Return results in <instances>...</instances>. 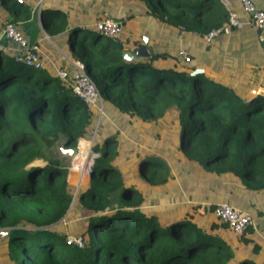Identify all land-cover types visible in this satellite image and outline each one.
<instances>
[{
	"label": "trees",
	"instance_id": "trees-1",
	"mask_svg": "<svg viewBox=\"0 0 264 264\" xmlns=\"http://www.w3.org/2000/svg\"><path fill=\"white\" fill-rule=\"evenodd\" d=\"M118 1L200 37L224 27L229 15L216 0ZM1 2L9 23L31 17L19 0ZM94 18L102 16L84 21L90 25ZM39 20L47 36L66 34L71 60L83 64L103 111L127 117L136 137L156 130L155 138L170 137L178 156L199 174L231 178L248 192L264 193V94L249 97L204 74L192 75L196 69L180 66L179 52L127 63L123 53L143 45L148 34L131 40L125 21L112 38L94 27L85 34L81 22L57 6L43 7ZM94 126L83 101L55 73L25 67L0 51V264H264V241L252 227L237 235L215 217L200 225L195 211L160 218L144 209L138 179L154 186L172 176L165 145L153 151L148 139L138 148L129 140L126 149L119 131L100 143L97 133L89 185L76 191L55 147L61 141L76 147ZM78 154L74 182L88 167L87 146ZM122 170L133 172L134 181ZM71 208L87 213V226L76 235L63 224ZM214 210L207 211L214 216ZM69 236L82 238L83 246L68 244ZM234 245L242 246L239 257Z\"/></svg>",
	"mask_w": 264,
	"mask_h": 264
},
{
	"label": "crops",
	"instance_id": "crops-1",
	"mask_svg": "<svg viewBox=\"0 0 264 264\" xmlns=\"http://www.w3.org/2000/svg\"><path fill=\"white\" fill-rule=\"evenodd\" d=\"M47 1L48 0H21V2L29 8L31 17L25 21H18L15 24V27L21 33V35L28 40L31 45L33 44L39 47L43 67H46L49 71L55 74L59 70H66L69 74L72 75L73 68L70 64V61L72 60L66 44V34L56 36L54 39L47 36L41 27L39 13L43 7L52 8L57 6L63 9L64 11L65 9H72L74 11H71L70 14L72 17H75L73 21L79 20L82 24V27L87 25L86 21H84L85 18L90 17L83 16L80 18L77 16V13L75 11L77 9L75 7L79 4H77L76 1L72 2L71 0H50V3H48ZM230 1L232 2V9L240 15V18L243 21H247V16L242 12L240 3L236 0ZM252 1L257 8L264 10V0ZM65 2H67V4L71 6L64 4ZM105 15L115 19L112 15L107 13H103L101 16L103 17ZM11 19L12 18L9 15L7 5L4 6L0 0V25L2 22H8ZM99 19L100 18H94L95 22L90 24V26L94 27V24ZM149 19L150 22H148V24L144 26V33H147L148 35H143L144 37L148 38L149 46L153 49L154 53L165 52V49H159L158 42L159 40L165 38V32H167L168 34L174 35V37L176 38V40H174V43L176 44V50L169 52V54L175 56L176 52L183 50L191 58V63L189 64H183V62L179 61L180 66L184 68L194 67L196 70H201V74H204L210 80L233 87L236 89L237 92L245 91L249 97L255 94H264V31L260 32L254 27L246 25L242 30L233 31L229 35H219L213 38L210 43H207L205 42L203 37L197 36L196 34L182 32L179 29L176 30L167 27L157 21H153L151 18ZM70 27L71 26L68 27V30L70 29ZM160 27L163 32L159 30ZM149 37L151 38V40L149 39ZM16 50L17 44L12 40L8 39L7 37H2L0 32V51H3L5 55H14L16 53ZM169 161L170 160H168V163ZM202 175L214 177L219 180H225L227 182L234 183L235 181V185L240 187L241 193H244L246 195L249 194V192L246 191L238 183L237 180L231 178H218L210 174ZM202 175L200 174V176ZM229 198L228 200L221 201V203L217 204L216 206L223 203H228L240 211L249 213L253 218V224L251 227L255 231V236H257L255 224H257L258 219L254 217L261 216L258 213H262L256 210L257 201L251 202L248 207H246V209L244 210L232 205ZM186 201V205H190L191 208L197 205L196 207L198 208L195 212L199 214L197 217V222L200 225H203L207 221L211 222L215 220V216L208 213V207L201 208L200 205L193 203L192 199ZM143 207L144 209L149 210L145 206ZM199 208L204 211H201ZM172 212L176 215H179V213H177V210H174ZM191 212L194 211L191 209ZM237 246L239 245H234V248L237 249ZM241 251L239 250V255ZM239 255L237 257H239Z\"/></svg>",
	"mask_w": 264,
	"mask_h": 264
},
{
	"label": "rangeland",
	"instance_id": "rangeland-1",
	"mask_svg": "<svg viewBox=\"0 0 264 264\" xmlns=\"http://www.w3.org/2000/svg\"><path fill=\"white\" fill-rule=\"evenodd\" d=\"M72 2H77L76 5V13L78 17L89 16L92 17L96 14H103L107 13L112 15L115 19L122 22L125 21L123 24V28H125L126 33L130 35L131 40L140 37L144 34V26L150 22L149 17L144 14L143 9H140L136 5L124 3L118 0H71ZM50 3V0L47 1ZM64 4H67L65 2ZM68 5V4H67ZM71 6V5H68ZM85 6V7H84ZM67 10V11H66ZM67 13H69V17L73 20L75 17H72L70 12L74 11L72 9H65ZM75 16V15H74ZM84 30L83 32L87 35H90V32L93 27L89 24L82 27ZM161 32L163 30L159 29ZM176 38L172 34H168L165 32V38L159 40V49H165V53H169L171 51L176 50V44L174 43ZM158 48V46H157ZM157 50V49H156ZM177 54V52H176ZM106 109V108H105ZM104 115L99 116L95 112H90L95 119V126L93 127L92 131L89 133V139L81 138L78 140L76 145L77 150L80 147V141L85 140L89 143V160H88V167L85 169V175L83 177H79L75 180V172H74V164L71 169H68V182L70 185L74 186L77 189L84 190L89 185L90 182V167L93 164V155L95 154L92 152V145L94 140L96 139V135L98 133L97 142L102 141V137L107 133H112L115 131H119L121 134V143L127 149L129 148L130 144L128 143L129 140L132 141L134 147L138 148V146H144L142 143L144 140L148 139V146H151L152 150L156 149V147H161L165 145V148L168 152L167 159L170 160V170L173 177H169L168 180L162 185H154L150 186L147 183H141V179L136 182L139 187V190L144 195L145 202L143 206L148 208V213H155V215H159L160 218H163L164 215L167 216L172 211L177 210L179 215L184 214L185 212L196 211V206L192 208L190 205H186L189 199H192L193 203L200 205L201 208L203 207H215L217 204L221 203V201L230 199L232 205L235 207H239L240 209H246L251 202H256L257 211L262 212L261 216H255L257 218L256 231H257V239L264 241V194L255 192H249L248 195L241 193L240 187L235 185V181L227 182L225 180H219L214 177L209 176H200L199 172L196 171L197 169L194 168L192 163H189L184 160L182 156H178V153L173 148V142L170 137H167L166 140L163 142L160 139H156L154 133L156 130H148L145 134H141L140 137H136L134 134V130L132 126L128 124V118L118 114L113 110H104ZM99 128V130H98ZM155 129V128H154ZM99 131V132H98ZM153 135V136H152ZM153 137V138H151ZM151 139V140H150ZM57 149L55 148V153H57ZM98 157V154H95ZM58 156V153H57ZM134 159L130 161L131 165L129 168H135ZM37 165L44 166V163L37 162ZM129 168H127L128 171ZM126 169V168H125ZM123 171V170H122ZM177 171V172H176ZM177 173V174H176ZM126 178L131 181H134V176L132 175L133 172L127 171L124 172ZM83 175V173H82ZM237 184V183H236ZM240 193V194H238ZM179 197V198H178ZM147 204V205H146ZM201 208H199L201 211ZM216 208V207H215ZM248 210V209H247ZM256 214V211H255ZM261 219V220H259ZM63 224L65 229L74 233L76 235L79 233L83 228L87 226V213L85 210H74L72 212V208L70 209L69 213L63 220ZM235 255H239V250L241 251V245L237 246V249H233Z\"/></svg>",
	"mask_w": 264,
	"mask_h": 264
},
{
	"label": "built area",
	"instance_id": "built-area-1",
	"mask_svg": "<svg viewBox=\"0 0 264 264\" xmlns=\"http://www.w3.org/2000/svg\"><path fill=\"white\" fill-rule=\"evenodd\" d=\"M216 1L228 10L227 23L224 27L216 29L204 36L203 39L205 42L210 43L213 38L219 35H229L233 31L242 30L246 25L252 26L260 32L264 31V10L257 8L252 0H236L240 3L242 12L247 16V21H243L240 15L232 9V2L230 0ZM19 2L21 3V0ZM94 28L97 32L112 38L117 37L121 33L120 22L107 15L100 18L94 24ZM1 36L7 37L17 44V50L14 54V61L16 63L35 70L43 67L39 47L37 45H31L21 35L15 25L9 22H2ZM179 56L183 63H191V58L185 51L180 50ZM70 64L73 68L72 76L69 77L66 70H59L56 72L57 77L71 88L72 93L78 99L83 101L89 112H95L99 116L104 115L101 95L94 82L87 75L83 64L78 61H70ZM96 157L94 154L93 159ZM214 216L220 223L226 224L237 235H242L253 224V218L249 213L240 211L228 203L216 206ZM67 242L68 244L79 247L83 246V240L80 237L69 236Z\"/></svg>",
	"mask_w": 264,
	"mask_h": 264
},
{
	"label": "water",
	"instance_id": "water-1",
	"mask_svg": "<svg viewBox=\"0 0 264 264\" xmlns=\"http://www.w3.org/2000/svg\"><path fill=\"white\" fill-rule=\"evenodd\" d=\"M143 45L139 46L135 51H125L123 53V59L127 63H135L145 59H149L154 55L153 49L149 46V40L144 37ZM201 70H195L192 75L201 74ZM94 141V137H93ZM57 149V159L62 162L67 169H71L73 166L74 159L78 153L77 148L67 147L66 141H61L56 147ZM78 190V189H77ZM76 190V191H77Z\"/></svg>",
	"mask_w": 264,
	"mask_h": 264
},
{
	"label": "bare ground",
	"instance_id": "bare-ground-1",
	"mask_svg": "<svg viewBox=\"0 0 264 264\" xmlns=\"http://www.w3.org/2000/svg\"><path fill=\"white\" fill-rule=\"evenodd\" d=\"M81 145H83V146H87V148H89V143L87 142V141H85V140H81L80 141V146ZM79 150H80V147H79V149L77 150L78 151V153H79ZM77 153V155H76V157H75V159H74V162H73V164L77 161V159H78V157H79V154ZM88 154H89V151H88Z\"/></svg>",
	"mask_w": 264,
	"mask_h": 264
}]
</instances>
